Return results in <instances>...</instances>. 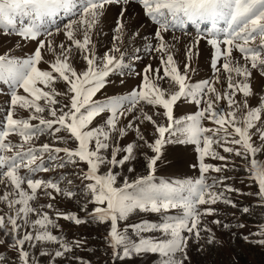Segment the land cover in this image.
<instances>
[{"label":"snow or ice","instance_id":"6c2138e0","mask_svg":"<svg viewBox=\"0 0 264 264\" xmlns=\"http://www.w3.org/2000/svg\"><path fill=\"white\" fill-rule=\"evenodd\" d=\"M134 2L140 6L145 17L158 25L154 42L146 45L145 51L158 54L159 65L154 68L152 64H147L142 72L136 73L141 78L140 84L127 95L100 102L93 98L105 87L110 74L119 72L122 75L125 69L133 68L132 63L126 61L140 59V49H135L134 53L126 49L128 39L140 35L139 31H129L125 22L128 6L133 0H0V31L37 43L34 52L23 59L9 54L0 55V84L8 86L10 96L9 107L0 120V183L5 184V189L11 188V191L5 190L0 195V202L9 209L8 214L0 215V230L5 237L0 239V245L6 244L16 253L18 264H36L29 249L38 245H56L53 253L40 252L41 256L51 255L53 264L56 258L66 259L74 249L84 245V241L68 243L62 236L53 234L52 229L60 228L57 223L59 219L75 225L90 221L108 224L105 240L112 249L114 260L124 261L154 254L160 257L159 264H185L186 261L190 264L188 249L193 238L199 243L204 233L206 245L220 243L213 230L203 224L204 217L217 212L212 205L223 203L232 208L239 207L242 213H249V207H240L226 193L255 195L258 206L264 207V162L255 158L258 152L264 150V96L260 97L257 107L250 106L248 101L249 97L256 95L251 82L253 72L258 71L264 77V0ZM112 5L121 6L120 13L113 29V46L101 57L95 52L92 37L99 31L106 11ZM60 13L71 19L64 25V35L69 43L67 46L61 43L57 52L56 45L49 39L53 32L45 28L43 22ZM19 17L27 18V22L18 24ZM221 20L226 27L217 28ZM200 22H211L212 26L206 34L197 31L194 39L186 45L187 62L181 71L173 55L175 44L166 40L165 33L183 28L186 23ZM59 31L57 28L56 32ZM78 35L82 38H77ZM202 40L214 50L210 65L213 79L193 83L189 76L190 72L195 71L191 67V60L198 55L197 49ZM45 49L54 56L53 61L47 62L48 70L39 67L40 63L45 62ZM73 49L86 62V68L82 71L73 67ZM234 52L241 54L243 64L237 61ZM221 75L226 77V86ZM57 81H63L66 92L56 90ZM162 81L168 82L169 87L175 90L162 87ZM216 84H221L223 91L218 90ZM238 94L242 95V100L237 99ZM59 96L66 97L68 102L61 104L57 99ZM181 100L196 105L197 111L176 118L174 106ZM222 102H226V109L221 107ZM142 104L150 105L156 111L149 115L141 107ZM21 109L29 113L27 118H17V111ZM137 110L140 116L134 114ZM106 112L110 115L103 125L92 127L93 121ZM44 113L50 118H45ZM129 114H132V119L120 126ZM160 116L164 118V123H158L155 118ZM136 121H147L153 126V141L145 138ZM205 121L212 126H206ZM133 130L136 141L121 147L118 141ZM61 131L76 143L75 148L54 147L47 143L33 146L34 138L46 134L52 135L57 142H64L65 138L57 135ZM12 134L20 137V143L11 142L9 137ZM254 136H258L259 146ZM169 137H175V140ZM138 142H143L154 153L153 156L144 154L147 174L137 176L131 182L124 177L122 186H117L120 173L113 169L136 160V149L140 146ZM165 143L195 146L200 162L199 179L153 183ZM214 145L220 146L224 153L248 161L245 170L249 173L248 179L258 188L256 193H240L239 189L224 183L230 179L227 176L213 178L211 184L207 183L206 174L221 173L228 167L229 157L217 152ZM61 152L65 157L56 167L78 162L88 166L83 177L88 181L84 190L89 196L81 208L85 213L84 218L75 213L57 211L52 203L41 205L39 209L30 203L37 199L38 190L51 201H55L57 196L72 200L77 195L71 188H62L59 181L34 179L21 174L22 169L28 173L49 171L42 163L44 153H49L51 159L52 153ZM208 156L225 163L219 167L207 164L204 158ZM108 165L111 167L107 173L101 174V167ZM127 171L133 172L135 169L128 167ZM67 183L71 184L72 181ZM218 186H222L223 190H215ZM88 204L93 205L91 211ZM45 207L55 212L56 220L49 212L43 211ZM170 210H177V214L168 216L161 224L142 222L130 224L123 230L120 228L121 222L128 221L133 213L167 214ZM31 216L36 218L31 219ZM212 223L221 225L219 219ZM239 226L244 227L242 224ZM222 227L229 229V224L224 223ZM129 228L138 240L131 238ZM153 231L161 232L163 238L143 235ZM260 231L264 234V228ZM7 238L11 239V243ZM243 239L251 242L247 236ZM257 243L264 244V240ZM73 259L81 260L79 257ZM0 264H6V258L2 255ZM81 264L90 262L81 260Z\"/></svg>","mask_w":264,"mask_h":264},{"label":"rangeland","instance_id":"374dc122","mask_svg":"<svg viewBox=\"0 0 264 264\" xmlns=\"http://www.w3.org/2000/svg\"><path fill=\"white\" fill-rule=\"evenodd\" d=\"M136 4V3H135ZM138 5V4H137ZM134 7L135 10L131 8ZM132 7L127 11L126 14V24L128 25V30L131 32L139 31V37L133 35L128 39L126 45L127 51L134 53L135 49H140L138 55L139 60H129L133 65L131 70L125 69L121 75L119 72L110 74L107 78L108 82L105 87L100 90L93 98L100 102H105L108 98H116L120 96H125L132 89L136 88L140 84V77L136 73L142 72L143 68L147 64H152L153 67L159 65L158 54H149L145 51V46L152 44L154 42V32L158 28V25L154 24L150 19L141 14V8L138 5H132ZM112 8L118 9L119 5L110 6L104 17L103 23L100 25V29L96 32L92 40L95 44V52L98 56H103L104 53L111 49L113 46V36H114V26L115 20L119 16L118 14H113L110 10ZM133 11V12H132ZM130 13V14H129ZM130 17V19H128ZM141 18V19H140ZM144 18V19H143ZM71 17L60 13L55 17L46 18L44 27L51 30L53 35L49 38L56 45V51L59 52V45L63 43L65 46L69 43L66 36L64 35V25L68 23ZM26 23L27 18L19 17L17 23ZM143 22V23H142ZM222 22V20H221ZM140 23V24H139ZM146 23V24H145ZM196 24L188 23L185 24L183 28L171 29L169 32L165 33V38L170 44H175L173 48V55L176 63L183 71L185 59V47L189 42L194 39L197 31L206 34L207 30L212 26L211 22H206L205 25L200 22L198 25V30L195 28ZM219 28H224L226 25L221 23ZM59 28L60 31L56 32ZM43 30V29H42ZM143 30V31H142ZM197 30V31H196ZM173 37L178 38L174 40ZM43 38V37H42ZM77 38H82L79 35ZM258 43V41H257ZM37 47V43L31 40H24L20 36L11 34L6 35L3 31H0V55L9 54L15 58L23 59L30 56ZM198 55H194L191 60V67L195 70L190 72L189 76L193 83L199 82L201 80H211L213 79V70L211 69V57L213 49L206 41L202 40L198 46ZM44 61L39 64V67L43 70H48L49 65L47 62L53 61L54 56L43 50ZM234 56L240 64L244 61L241 58L239 52H234ZM72 64L77 71H82L86 68V62L83 61L82 56L73 49L72 54ZM162 74V73H161ZM221 80H225L226 77L221 75ZM123 81V83H121ZM252 85L256 92L255 96L249 97V105L252 107H257L259 105V100L261 96H264V77H262L258 71L253 72ZM161 86L169 91H174L175 88L169 87V83L166 81L161 82ZM218 90L223 91L221 84H216ZM55 88L58 92H66L67 88L63 81H57ZM21 94H23V91ZM61 101V104L67 103L68 100L64 96L57 97ZM238 100H242V95L237 96ZM10 96L8 92V86L0 84V120L5 116V110L9 107ZM141 107L151 115L156 109L152 106L142 104ZM221 107L227 108L226 102L221 103ZM162 111V109H161ZM197 111V106L183 100L178 101L174 106V115L176 118L185 117L189 114H193ZM136 116H140L139 110L134 113ZM28 112L24 110L17 111V118H27ZM45 118L48 117L47 113L43 114ZM110 113H102L100 117H97L92 124V127L103 125L104 121L108 118ZM237 115H242L238 113ZM158 123H164L165 120L162 116L155 117ZM132 119V114H129L124 118L120 126L127 124L129 120ZM143 118L141 117V120ZM37 123V121H33ZM135 123L140 124L141 132L145 138L151 142L154 139V128L147 122L136 121ZM206 126H212L205 121ZM57 135L65 138L64 142H57L52 135H41L38 138H34L33 146L39 147L45 143L53 145L54 147H69L75 148L76 143L68 138V134L64 131L59 132ZM168 134H166L167 136ZM9 139L12 143H20V137L12 134ZM170 140H175V137H169ZM253 139L256 145H260V140L258 136H254ZM136 141L135 131H129L128 135L123 139H120L119 145L121 147L126 146L128 143ZM139 147L136 149V160L131 164L124 167H115L113 171L120 173L117 178V186H122L124 177H127L129 182L136 179L137 176L146 175L147 161L145 159V153L148 156H153L154 153L147 146L143 145V142H138ZM217 152L221 155L229 157L228 167L225 171L221 173L209 172L207 175V183L211 184L213 178H220L222 176L230 177L224 183L232 186L233 188L239 189L240 193H256L258 191L257 186L248 179L249 173L245 170L248 161L242 159L241 157H236L235 155L224 153L223 149L218 146H213ZM11 155L12 153H7ZM49 153H44L43 155V165L50 170L47 172L39 171L35 173H28L26 169L21 170V174L29 175L30 178L41 179V180H53L59 181L62 188H71L77 193L75 198L68 200L63 196H57L55 201L49 200V198L38 190L37 199L30 202L33 207L40 208L41 205H47L49 203L53 204V209L61 212H71L79 215L81 218L85 217V213L81 211L85 203L89 199L88 194L85 192V186L88 181L84 180V174L87 171V165L83 162H78L75 165L68 163L65 167H56L65 157L63 152L59 154L52 153V158L49 159ZM161 159L157 162V168L155 172V179L153 183L159 184L163 182H179V181H195L200 177V162L199 154L195 151V146L191 144H181V143H165L161 150ZM259 162H264V150L258 152L255 157ZM204 162L214 166H222L225 162L217 159H212L210 156L204 158ZM108 166H102L100 173H107ZM128 167H134L135 171L128 172ZM72 181L68 184L67 181ZM25 189L27 188L24 185ZM5 190L11 191V188L5 189V184L0 183V195H2ZM215 190L222 191L223 187L218 186ZM51 191V190H49ZM234 200L240 207H249V213H242L238 208H232L226 206L223 203H217L212 205V207L217 209L215 215L206 216L203 218V224L213 230L215 238L220 241L219 244L208 246L205 244L206 235L201 234V240L199 243L192 239L190 247L188 249V256L190 258V264H264V244L257 243V241L264 240V234H261V228H264V207L258 206V197L255 195H242L238 193H226ZM93 205L88 204V210H92ZM206 207V206H204ZM43 211L49 212L53 220H56L55 212L51 209L44 208ZM9 209L3 203L0 202V215L8 214ZM177 210H170L167 214L162 213H133L128 221L121 222L120 228L123 230L130 224L146 223L148 225H158L165 222L168 216L176 215ZM31 219H35V216H31ZM219 219L221 225H216L212 223L213 220ZM57 223L60 225L59 229H52L53 234L62 236L68 243H73L74 241H84V245L81 248L74 249L73 253L69 254L68 258H56L55 264H81V260L85 262H90V264H159L160 257L154 254H145L142 256H135L124 261L114 260L112 258V249L108 246L105 236L107 235L109 225L99 224L90 221L87 224L75 225L74 223H69L63 219H59ZM224 223L229 224V229H224L222 225ZM244 225L240 227L239 225ZM235 233V236H233ZM128 234L133 240H138V237L128 229ZM145 237L161 239L162 234L159 231L146 232L143 233ZM247 236L248 241L246 242L243 237ZM0 239H5L3 231L0 230ZM9 243L11 239L7 238ZM56 249V245H38L36 248L29 249L32 256H34L36 264H53V258L51 255L41 256L40 252L45 251L48 253H53ZM0 255L6 258V264H18L15 259L16 253L12 251L6 244L0 245ZM73 257H79L81 260L73 259ZM185 264H188L186 261Z\"/></svg>","mask_w":264,"mask_h":264},{"label":"bare ground","instance_id":"6f19581e","mask_svg":"<svg viewBox=\"0 0 264 264\" xmlns=\"http://www.w3.org/2000/svg\"><path fill=\"white\" fill-rule=\"evenodd\" d=\"M132 5H135V6H137L138 7V5L137 4H135V2H134V0H133V3H131L129 6H128V10L132 7ZM121 7V6H120ZM132 10H135V8L134 7H132L131 8ZM112 12H113V14L115 13V14H118V13H120V8H118V9H115V8H112V9H110ZM136 10H137V8H136ZM135 10V11H136ZM133 12V11H132ZM130 14V13H129ZM140 15H142V11H141V14ZM143 16V15H142ZM141 19V18H140ZM144 19V18H143ZM143 23V22H142ZM220 23V25H221V21H219L218 22V24ZM140 24V23H139ZM146 24V23H145ZM202 24L204 25L205 24V22H202ZM195 28H197V26L195 27ZM198 29V28H197ZM143 31V30H142Z\"/></svg>","mask_w":264,"mask_h":264}]
</instances>
